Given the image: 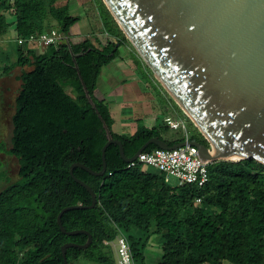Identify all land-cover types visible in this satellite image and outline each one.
Masks as SVG:
<instances>
[{"label":"trees","instance_id":"1","mask_svg":"<svg viewBox=\"0 0 264 264\" xmlns=\"http://www.w3.org/2000/svg\"><path fill=\"white\" fill-rule=\"evenodd\" d=\"M55 2L0 0V10H13L17 33L56 27L64 36L42 51L18 45L16 60L0 69L8 73L14 66L21 68L11 145L5 148L0 141V152L17 158L19 175L0 189V264H64L61 245L86 241L82 232L63 233L56 216L64 206L90 204V193L73 179L69 166L79 161L100 170L101 147L107 140L103 123L128 157L149 137L162 138L159 126H140L130 135L115 133L107 102L95 92L100 70L118 55V46H131L103 1L94 3L105 41L96 33L72 39L69 29L78 17ZM7 26L0 12V35ZM131 48L135 61L144 64ZM149 72L143 75L152 77ZM189 124L193 125L190 120ZM188 138L207 145L195 127ZM155 147L149 144L145 150ZM105 160L102 175L73 168V174L94 190L96 203L61 215L66 230L85 229L92 236L86 248H66L68 264L78 259L110 263L112 246L104 241L114 240L118 232H127L123 234L134 264H145L144 249L152 234L159 237L157 264H264L263 163L253 158L215 160L207 164L203 186L168 188L159 172L146 164L127 166L116 143L106 147ZM197 196L201 203L194 206Z\"/></svg>","mask_w":264,"mask_h":264},{"label":"water","instance_id":"2","mask_svg":"<svg viewBox=\"0 0 264 264\" xmlns=\"http://www.w3.org/2000/svg\"><path fill=\"white\" fill-rule=\"evenodd\" d=\"M102 1L154 78L207 141L206 145L188 139L198 155L208 163L253 158L264 164V0ZM103 127L107 140L101 147L100 170L79 161L69 166L70 175L87 189L91 202L67 205L57 213L63 233L87 236L82 244L61 245L64 264H68L66 248H86L92 236L85 229L66 230L62 213L96 203L94 190L73 174V168L102 175L105 149L112 142L126 162L149 144L171 148L185 143L169 144L151 136L128 157L121 141L111 136L105 123Z\"/></svg>","mask_w":264,"mask_h":264},{"label":"crops","instance_id":"3","mask_svg":"<svg viewBox=\"0 0 264 264\" xmlns=\"http://www.w3.org/2000/svg\"><path fill=\"white\" fill-rule=\"evenodd\" d=\"M13 1L14 0H8L9 3H12ZM70 1L71 0H56L55 3L56 5H68ZM74 2L76 6L71 7L77 10L75 11L78 12V15H81L82 13L84 14L86 12L84 11L85 9L79 5L84 6L85 3L89 4V2L93 5V11L97 13L94 0H74ZM77 3L79 5H77ZM77 6H79L78 9ZM8 9L9 11L5 9L0 10L4 20L8 23L5 33L1 34V37H3L5 42V47H3V50L0 47V50L2 51V53L0 51V66L6 65L3 64L2 57H8L9 54L12 60L10 63H13L17 58V51L19 47L15 40V37L17 35V31L15 28L16 17L13 10L11 8ZM3 10H5L6 12H4ZM78 15L74 16L79 17ZM75 23L70 26L69 34L70 36H73L74 39L78 40L85 37L86 34L84 36L80 29L74 31L73 28H76L74 27L76 26ZM10 33L11 35H7ZM102 33L100 32V34ZM5 35L7 37H5ZM98 37L100 38L99 35ZM12 42H15V44L10 45V43ZM129 46V44H122L118 46V55L101 68L96 81L95 92L98 96L103 97L107 102L108 110L113 120L112 130L117 134L130 135L133 134L140 126H159L160 136L162 137V139L167 141V143L168 141L173 139H178L177 142L183 141V133L181 130L178 137L169 136L167 138L168 135L165 132L169 128H166L164 126L165 123L163 122V117L165 115L170 114L172 116L174 115V117L176 116L177 118H184L183 113L180 112V109L176 105L174 100L169 95H167V93L165 94V92L163 91V87L158 83L156 79H153V77L147 78L143 75L144 73H148V71L144 64H138L135 61L134 54ZM43 49L44 48L39 47V51H42ZM13 55L14 58L12 59ZM142 75L144 79L141 78ZM159 115H161L162 117L161 121H159L158 119ZM111 252L112 261L110 263H95L113 264L115 260V253L113 251V248ZM159 252L160 251L155 248H146V250L144 249L145 264H157L159 259ZM79 260L84 259H78L76 264H81L78 263L80 262ZM222 264H227V262L224 261Z\"/></svg>","mask_w":264,"mask_h":264},{"label":"built area","instance_id":"4","mask_svg":"<svg viewBox=\"0 0 264 264\" xmlns=\"http://www.w3.org/2000/svg\"><path fill=\"white\" fill-rule=\"evenodd\" d=\"M63 34L56 28L34 31L28 35L17 33L15 40L18 45H36L42 48L55 46L63 39ZM163 122L169 129L182 131L185 143L171 148L155 147L150 150H142L137 156L127 162V166L147 164L153 166L162 176L164 183L173 177L177 184H194L203 186L208 181L207 164L199 155L197 147L189 144L187 126L184 118H177L170 114L163 117ZM201 203V197H195L193 205ZM110 244L115 253L114 264H134L129 242L122 232H118L112 241H104Z\"/></svg>","mask_w":264,"mask_h":264},{"label":"rangeland","instance_id":"5","mask_svg":"<svg viewBox=\"0 0 264 264\" xmlns=\"http://www.w3.org/2000/svg\"><path fill=\"white\" fill-rule=\"evenodd\" d=\"M73 4H75L74 0H71L68 5L66 4L67 9L73 15H78V12H76L77 10L73 8L76 6V4L75 5H73ZM77 5H79V4L77 3ZM71 6H73V7H71ZM79 6L83 7L85 9L84 11H86V12L84 14L82 13L81 15H78L79 17L75 23L76 26H74L76 28H73L74 31L77 29H80V31L82 32V34L84 36H85V34H86V36H91L93 33H96L97 36L98 35L100 36V39L102 41H105L107 39L106 34L105 33L103 34L102 32H101L102 34H100L101 19H100V14L98 13V10H96L97 13L94 12L93 11V5L90 2H89V4L85 3L84 6H82V5H79ZM79 6H77V9L79 8ZM5 10L9 11V9H5ZM5 10H3V11L6 12ZM95 13H96V15H95ZM7 35H11V33L7 34ZM5 37H7V36L5 35ZM71 38L73 39V36H71ZM4 43H5L4 39L0 35V45H2L0 47L2 50L4 49L3 47H5ZM14 44H15V42L10 43V45H14ZM30 46L34 47L37 51H39V46H36V45H30ZM129 47L132 50L131 46H129ZM4 51H6V50H4ZM1 53H2V51H1ZM8 57H4V58L2 57L3 64H6V65L10 64V62L12 61L10 58V54ZM13 58H14V55L12 56V59ZM142 65H143V63H142ZM5 66H0V69L2 70L3 67H5ZM20 70H21V68L19 66H14V67L10 68L8 73H3L4 71L0 72V141H2L4 143L5 148H9L11 145V130H12L11 115L14 111V97L17 94L18 88L20 86V80L17 77L20 73ZM149 73L153 77V79H155L154 76L152 75V73L151 72H149ZM141 78H143V75L141 76ZM155 91H156V89H155ZM163 91L165 92V94L167 93L164 89H163ZM167 95H168V93H167ZM161 118H162L161 115H159L158 116L159 121H161ZM186 119H188V118L184 117V120H185V123L187 126V130L190 133V131L194 130L195 126L194 125L190 126V124L188 125L189 119L187 120L188 122L186 121ZM165 133L168 135L167 138L169 136L170 137H178L180 135V130L179 129H168ZM146 167L150 171L157 172V170L151 165H147ZM0 173H1L0 189L3 188L5 185L9 184L10 182L18 179L19 175H18V160H17V158L15 156L7 154L3 151L0 152ZM176 184H177V180L175 178L171 177L169 182H168V185H166V186L168 188L169 187L172 188ZM202 206H203V204H202ZM123 233L127 234V232H123ZM158 238L159 237L157 236V234H152L148 240L149 245H146L147 246L146 248L147 249H150V248L154 249L155 248V249L159 250V248H158L159 239ZM146 248H145V250H146ZM79 261L80 262H78V263H81V264L82 263L83 264H96L95 262H92V261L91 262H88L86 260H79Z\"/></svg>","mask_w":264,"mask_h":264},{"label":"flooded vegetation","instance_id":"6","mask_svg":"<svg viewBox=\"0 0 264 264\" xmlns=\"http://www.w3.org/2000/svg\"><path fill=\"white\" fill-rule=\"evenodd\" d=\"M196 140L198 139L201 143H202V141L199 139V138H195Z\"/></svg>","mask_w":264,"mask_h":264}]
</instances>
